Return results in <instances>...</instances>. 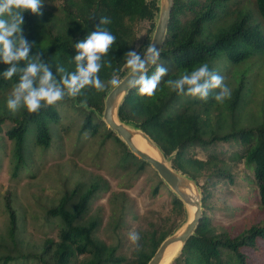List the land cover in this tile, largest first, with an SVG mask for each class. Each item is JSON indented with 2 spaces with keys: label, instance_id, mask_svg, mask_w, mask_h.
<instances>
[{
  "label": "trees",
  "instance_id": "16d2710c",
  "mask_svg": "<svg viewBox=\"0 0 264 264\" xmlns=\"http://www.w3.org/2000/svg\"><path fill=\"white\" fill-rule=\"evenodd\" d=\"M60 12V16L43 9L40 16L24 13L22 31L32 45L29 56L41 52V59L51 65L54 75L57 66L72 72L75 70L72 58L77 54L74 44L93 32L100 18L108 17L111 23L102 27L107 28L116 41L102 58L104 66L98 74L107 82L114 71L119 79L128 72L123 58L134 50L140 22L147 21L151 31L154 28L158 0H63ZM187 14L190 17L183 22ZM159 60L168 74L151 97L139 96L136 89H131L119 109L120 120L142 129L170 159L173 169L197 184L205 170L217 180L233 183L234 178L221 159L209 157L203 161L185 157L186 151L235 141L242 151L233 159L250 171L246 179L255 187L256 203L264 209V105L259 107L257 116L248 113L247 107L253 102L250 99L252 87L264 81L260 76L264 73L259 72L264 62V0H174ZM109 61L111 67H107ZM256 62L260 69L251 75V67ZM203 63L224 77L231 89L230 99L217 103L214 99L217 89L202 101L178 95L167 86L168 79H177ZM6 68L0 63V73ZM154 70V67L149 69V75ZM17 82L18 75L10 80L0 75V100L6 102L5 94ZM111 87L97 91L87 86L77 96H66L37 113H29L24 108L12 113L3 105L0 134L3 125L4 136L10 142L9 179L17 180L27 171L25 165L34 159L35 153H46L61 137H68L76 125V150L95 142L98 148L94 161L98 165L105 147H112L108 170L121 173L123 188H131L148 165L132 155L98 116L103 112L104 97ZM246 120H249L248 125L244 124ZM161 187L163 183L157 179L152 196H156ZM200 188L202 220L174 264H251V254L264 257V247H260V243H264V218L237 234L218 228L206 215L208 194L203 186ZM106 190L107 182L94 176L87 182H76L64 188L58 200L44 210L48 228L55 230V239L46 238L42 245L31 244L21 236L19 216L6 203L8 219L0 233V264H73V259L78 257L81 260L77 264H147L176 227L160 233L144 231L140 233L138 245L134 244L131 257L118 255L117 246L107 245L97 237L103 222L100 210L91 214L92 202ZM170 196L172 210L182 216L185 213L182 203ZM126 206L124 193L111 195L108 226H112V231L123 227Z\"/></svg>",
  "mask_w": 264,
  "mask_h": 264
},
{
  "label": "rangeland",
  "instance_id": "374dc122",
  "mask_svg": "<svg viewBox=\"0 0 264 264\" xmlns=\"http://www.w3.org/2000/svg\"><path fill=\"white\" fill-rule=\"evenodd\" d=\"M62 4L63 0H44L42 9L60 16ZM189 17V14L183 16L182 21L185 22ZM152 32L153 29L151 31L147 21L140 22L134 50H143L148 45ZM256 64L257 62L251 67L253 72L251 75L260 69ZM262 66L259 72L264 73V62ZM260 76L264 77L262 74ZM252 89L250 99L253 102L249 103L247 109L248 113L257 116L259 107L264 105V81L258 82L257 87L254 85ZM3 105L6 107V102L0 100V109ZM61 109L64 110L63 107ZM248 122L249 120H246L244 124L248 125ZM5 124L8 125V122ZM1 129L0 148L3 150L0 151V233L8 219L5 204L9 203L19 216L21 236L30 241L29 243L42 245L46 238L55 239V230L48 228V221L44 216L45 208L58 200L64 188H69L76 182H87L92 176L101 177L108 184V190L101 192L91 204V214L100 210L103 219L97 237L107 245L117 246L118 255L131 257L134 244L128 239L129 232L135 231L140 234L144 231L157 230L160 233L176 227L175 231L186 219L185 213L178 216L172 210L170 195L174 197L175 195L165 184L159 188L156 196H152L151 192L159 177L149 165L146 171L136 178L131 188L124 189L121 173H110L108 170L111 167L109 153L112 147H105V154L98 165H95L94 161L98 148L95 142H88V145L85 144L77 151L76 125L68 137H61L46 153H35L34 159L25 165L27 171H23L17 180H10L7 159L10 142L3 133L5 126L2 125ZM241 151L242 147L238 143L229 141L216 143L207 149L190 148L185 154V157L203 161L209 157H216L231 171L233 183L210 177L209 171L205 170L198 179V185L199 188L203 186L206 195L208 194L206 215L210 217L211 224L234 234L252 222L264 218V209H260L256 203L255 187L246 179L247 175H251L250 171L242 162L233 159ZM121 193H124L127 199V210L123 216L124 225L117 231H112V226H108L109 200L112 194ZM260 247H264L263 242L260 243ZM250 256L251 264H264L262 255ZM80 260L81 257L73 259V264Z\"/></svg>",
  "mask_w": 264,
  "mask_h": 264
},
{
  "label": "clouds",
  "instance_id": "9594fccd",
  "mask_svg": "<svg viewBox=\"0 0 264 264\" xmlns=\"http://www.w3.org/2000/svg\"><path fill=\"white\" fill-rule=\"evenodd\" d=\"M44 0H0V63L7 66L3 73L10 80L18 75V82L13 84L6 98V107L16 113L21 108L29 113H37L41 108L54 105L66 96L74 97L87 86L97 91H104L107 86L121 83L116 72L104 82L99 77L102 58L109 53L116 37L107 28L102 27L111 23L110 18L99 19L97 28L83 40L74 44L76 55L73 59L75 70L68 72L63 66H57L56 75L50 64L44 62L39 52L29 56L32 45L27 41L22 26L26 12L42 15ZM161 50L154 42H149L143 50H131L124 56L123 66L128 69L127 88L136 89L142 97L155 94L162 79L168 74L167 69L160 66ZM22 64V66H21ZM111 67V62L107 63ZM154 71L149 75V68ZM167 86L178 95L199 98L206 101L214 90V99L223 103L230 99L231 89L207 63L194 68L191 72L182 73L177 79H168ZM87 135V134H86ZM140 234L131 231L128 239L137 244Z\"/></svg>",
  "mask_w": 264,
  "mask_h": 264
},
{
  "label": "water",
  "instance_id": "95a60500",
  "mask_svg": "<svg viewBox=\"0 0 264 264\" xmlns=\"http://www.w3.org/2000/svg\"><path fill=\"white\" fill-rule=\"evenodd\" d=\"M173 5L174 0H158V14L149 42H154L161 51L167 36ZM128 76L129 72L120 79L119 85L110 88L104 97L103 112L98 116L132 155L156 172L161 182L182 203L186 215L185 221L161 242L147 262V264H172L202 220V193L194 179L173 169L170 159L165 157L159 146L142 129L120 120L119 109L131 91L127 88Z\"/></svg>",
  "mask_w": 264,
  "mask_h": 264
},
{
  "label": "bare ground",
  "instance_id": "6f19581e",
  "mask_svg": "<svg viewBox=\"0 0 264 264\" xmlns=\"http://www.w3.org/2000/svg\"><path fill=\"white\" fill-rule=\"evenodd\" d=\"M171 254V253H170Z\"/></svg>",
  "mask_w": 264,
  "mask_h": 264
}]
</instances>
